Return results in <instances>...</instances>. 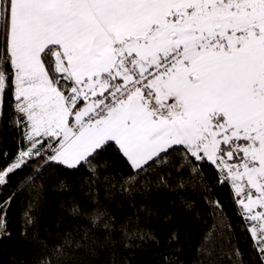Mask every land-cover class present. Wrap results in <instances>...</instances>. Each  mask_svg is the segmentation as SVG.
I'll list each match as a JSON object with an SVG mask.
<instances>
[{
	"label": "snow or ice",
	"instance_id": "6c2138e0",
	"mask_svg": "<svg viewBox=\"0 0 264 264\" xmlns=\"http://www.w3.org/2000/svg\"><path fill=\"white\" fill-rule=\"evenodd\" d=\"M110 151L129 169L119 183L101 178ZM207 168L234 190L253 255L245 259L223 206L206 198L213 223L196 264H264V0H0V245L12 238L14 207L20 236L29 242L31 232L48 252L36 264H69L79 249L95 255L115 232L139 242L126 249L159 245L141 215H171L135 198L211 191ZM63 169L84 170L94 208L73 204L70 215L103 240L67 230L49 249L38 237L52 176L53 191L70 190ZM101 186L118 210L116 193L133 209L118 226ZM177 239L173 231L167 242Z\"/></svg>",
	"mask_w": 264,
	"mask_h": 264
},
{
	"label": "trees",
	"instance_id": "16d2710c",
	"mask_svg": "<svg viewBox=\"0 0 264 264\" xmlns=\"http://www.w3.org/2000/svg\"><path fill=\"white\" fill-rule=\"evenodd\" d=\"M6 139L10 137L6 136ZM109 161L107 169H101V178L107 177L109 182L115 177L117 183L120 182V176L117 174H127L129 169L123 160L115 152L110 151L104 157ZM51 171V170H50ZM84 170L81 169V172ZM206 175L211 191H202L199 186L195 190L188 188L179 193L161 190L153 192L147 200L137 196L136 204L139 207L142 204L150 205L158 211L167 210L172 219L165 222L161 217L153 215L151 217L141 215L142 226L151 230L152 234L160 241L157 245L154 241H148L145 250L140 248H125V243L135 245L138 241H126L118 232L112 235L114 243L108 244L103 248H97L96 254L91 255L85 249H79L74 253V259L69 264H165V256L169 259L175 258L181 264H196L197 247L201 241L204 231L213 223V217L209 213V208L205 199L217 200L223 206L225 221L232 225L233 231L239 246L245 252V259L253 255L251 249V237L246 231L241 229V218L237 215L238 205L233 203L232 192L227 185H219L216 181V172L207 168ZM81 172L60 170V176L66 177L70 190L64 193L53 191L52 185L57 180L55 176L49 181V188L46 193V202L42 207L40 223L37 228L38 237L46 241L51 249L52 246L60 243L61 238L67 230H72L79 238L80 230L89 228L90 234L104 239L103 231L91 229V225L84 216H72L70 210L73 204H78L83 212H91L94 205L88 200L85 193L81 191V182L83 177ZM16 178L14 177L13 180ZM194 201L195 208L192 211L185 210L180 203V198ZM115 201L122 204L121 209H117L116 203H109L105 198L103 186L100 187V204L104 209L116 217V225L122 223L125 218L132 215L133 209L129 207L127 201L123 200L118 193L115 194ZM175 204L173 207L172 204ZM199 211L201 219L197 220L195 212ZM219 216V213H217ZM11 231L12 238L4 241L0 245V262L2 264H12L16 260L18 264H36L41 257L48 254L39 244L31 241V232L29 242L20 236L21 226L19 212L16 207L13 208ZM45 229L48 231L46 232ZM177 232L178 239L168 243V237L173 232ZM51 233V235H49ZM254 258V257H253Z\"/></svg>",
	"mask_w": 264,
	"mask_h": 264
}]
</instances>
